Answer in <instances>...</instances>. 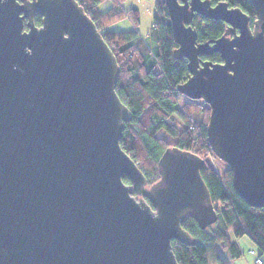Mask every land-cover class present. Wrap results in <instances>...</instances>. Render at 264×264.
I'll list each match as a JSON object with an SVG mask.
<instances>
[{"label":"water","instance_id":"95a60500","mask_svg":"<svg viewBox=\"0 0 264 264\" xmlns=\"http://www.w3.org/2000/svg\"><path fill=\"white\" fill-rule=\"evenodd\" d=\"M250 1L253 28L224 1L164 0L174 57L188 61L178 90L209 106L212 152L236 193L264 208V0ZM195 15L223 21L224 34L198 42ZM213 53L223 62L200 58ZM119 74L76 0H0V264H180L173 244L197 243L187 217L217 222L203 158L166 149L148 186L120 147L132 112Z\"/></svg>","mask_w":264,"mask_h":264},{"label":"trees","instance_id":"16d2710c","mask_svg":"<svg viewBox=\"0 0 264 264\" xmlns=\"http://www.w3.org/2000/svg\"><path fill=\"white\" fill-rule=\"evenodd\" d=\"M95 23L103 39L116 56L120 74L116 93L132 112L124 122L120 147L145 173L148 186L159 180L158 162L168 148L177 147L197 154L205 160L201 168L218 214L217 222L203 230L191 217L182 224L196 240L192 246L176 242L174 253L180 264H230L243 253L233 239L248 237L264 257V208H253L235 191L232 171H215L209 164L211 150L207 125L210 108L202 100H192L181 94L178 86L188 76V61L174 57L177 44L165 2L155 5L153 25L146 37L138 32L139 8H124V0H76ZM212 4L227 2L239 7L250 17L253 27L257 19L250 0H210ZM108 3V9L101 7ZM130 18V30H111L110 27ZM41 17L35 24L41 25ZM191 25L198 31V42L221 37L227 25L223 21L195 15ZM201 60L222 63L219 53L201 55ZM124 182L130 183L127 177ZM233 237V238H232ZM263 259V258H262Z\"/></svg>","mask_w":264,"mask_h":264},{"label":"rangeland","instance_id":"374dc122","mask_svg":"<svg viewBox=\"0 0 264 264\" xmlns=\"http://www.w3.org/2000/svg\"><path fill=\"white\" fill-rule=\"evenodd\" d=\"M162 1L164 0H124L123 5L125 9H129L132 7L139 8L140 23L138 26V32L140 33L141 36L146 37L147 34L149 33L153 25V19L156 12L155 5L156 3ZM104 9L105 7L102 6V10ZM132 28H133V23L130 18H126L110 27L111 30H115V31L130 30ZM211 162H213V164L217 167V169L220 172H223V170L227 169L228 167L226 163H224L217 157L213 158ZM233 239L240 246L243 255L239 260L231 261L230 264H255L256 257L252 252L254 251L256 253V256H258V250L256 246L253 244V242L248 237H243L237 240L235 238ZM262 258L264 261V257Z\"/></svg>","mask_w":264,"mask_h":264},{"label":"built area","instance_id":"2783aa9c","mask_svg":"<svg viewBox=\"0 0 264 264\" xmlns=\"http://www.w3.org/2000/svg\"><path fill=\"white\" fill-rule=\"evenodd\" d=\"M213 158H216V156H215V155H212V154H209L207 160H208L209 164L212 166V168H213L215 171H219V170L217 169V167L213 164V162H211V160H213ZM252 253H253V254L255 255V257H256V259H255L256 263H255V264H264V261H263V259H262L261 257L256 256V253H255L254 251H253Z\"/></svg>","mask_w":264,"mask_h":264},{"label":"crops","instance_id":"0c3cea01","mask_svg":"<svg viewBox=\"0 0 264 264\" xmlns=\"http://www.w3.org/2000/svg\"><path fill=\"white\" fill-rule=\"evenodd\" d=\"M104 7H105L104 11L108 9V4H107V2L104 4ZM101 9H102V7H101Z\"/></svg>","mask_w":264,"mask_h":264},{"label":"flooded vegetation","instance_id":"af4514ba","mask_svg":"<svg viewBox=\"0 0 264 264\" xmlns=\"http://www.w3.org/2000/svg\"><path fill=\"white\" fill-rule=\"evenodd\" d=\"M253 28V27H252ZM147 200V199H146Z\"/></svg>","mask_w":264,"mask_h":264}]
</instances>
